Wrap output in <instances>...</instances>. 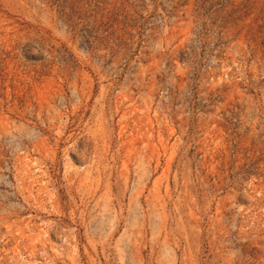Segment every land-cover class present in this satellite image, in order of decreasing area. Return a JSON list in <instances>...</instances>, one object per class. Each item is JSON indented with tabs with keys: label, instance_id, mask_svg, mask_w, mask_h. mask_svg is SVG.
Returning <instances> with one entry per match:
<instances>
[{
	"label": "rangeland",
	"instance_id": "rangeland-1",
	"mask_svg": "<svg viewBox=\"0 0 264 264\" xmlns=\"http://www.w3.org/2000/svg\"><path fill=\"white\" fill-rule=\"evenodd\" d=\"M0 264H264V0H0Z\"/></svg>",
	"mask_w": 264,
	"mask_h": 264
}]
</instances>
